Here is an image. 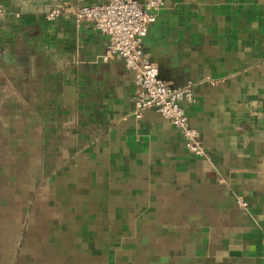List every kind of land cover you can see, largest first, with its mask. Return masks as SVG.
<instances>
[{
	"label": "crops",
	"instance_id": "0c3cea01",
	"mask_svg": "<svg viewBox=\"0 0 264 264\" xmlns=\"http://www.w3.org/2000/svg\"><path fill=\"white\" fill-rule=\"evenodd\" d=\"M103 1L0 0V264H264V0H164L142 39L192 82L201 156L132 114L133 71L73 19Z\"/></svg>",
	"mask_w": 264,
	"mask_h": 264
},
{
	"label": "built area",
	"instance_id": "2783aa9c",
	"mask_svg": "<svg viewBox=\"0 0 264 264\" xmlns=\"http://www.w3.org/2000/svg\"><path fill=\"white\" fill-rule=\"evenodd\" d=\"M164 0H104L100 3L81 4L73 13L76 24L89 23L108 38L103 59L113 56L123 59L125 66L134 73L132 114L141 117L146 108H154L182 134L186 150L194 155H204L203 143L197 128L191 125L185 104L196 103L192 82L172 86L158 74L156 64L149 58L141 42L148 26L155 21ZM5 8L0 2V20ZM62 14V6L54 5L44 17L54 20ZM2 32L0 27V40ZM215 84V81H210ZM238 204L246 201L238 198Z\"/></svg>",
	"mask_w": 264,
	"mask_h": 264
}]
</instances>
